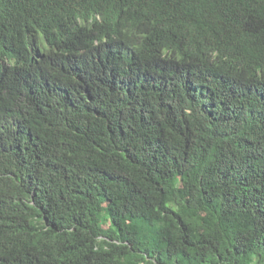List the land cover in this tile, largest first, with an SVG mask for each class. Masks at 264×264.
Listing matches in <instances>:
<instances>
[{"label":"trees","instance_id":"1","mask_svg":"<svg viewBox=\"0 0 264 264\" xmlns=\"http://www.w3.org/2000/svg\"><path fill=\"white\" fill-rule=\"evenodd\" d=\"M0 264H264V0H0Z\"/></svg>","mask_w":264,"mask_h":264}]
</instances>
